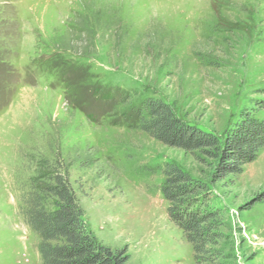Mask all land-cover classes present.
I'll use <instances>...</instances> for the list:
<instances>
[{
  "label": "rangeland",
  "instance_id": "obj_1",
  "mask_svg": "<svg viewBox=\"0 0 264 264\" xmlns=\"http://www.w3.org/2000/svg\"><path fill=\"white\" fill-rule=\"evenodd\" d=\"M263 91L264 0H0V264H40L20 199L46 166L67 173L94 238L126 264H264V149L216 177L135 114L159 99L221 138ZM166 164L221 213L197 259L167 214Z\"/></svg>",
  "mask_w": 264,
  "mask_h": 264
},
{
  "label": "trees",
  "instance_id": "obj_2",
  "mask_svg": "<svg viewBox=\"0 0 264 264\" xmlns=\"http://www.w3.org/2000/svg\"><path fill=\"white\" fill-rule=\"evenodd\" d=\"M259 112H264V100L250 102L232 130L220 138L181 120L162 100L148 98L135 109L140 130L166 146L203 153L213 160L216 177L240 173L264 149V118L255 116ZM163 175L161 193L169 203V219L181 230L196 259L208 254L207 244L213 243L220 222L219 209L204 205L199 199L203 186L176 165L166 164ZM39 179L21 197L20 214L38 237L40 264H126L124 250H111L94 238L66 172L46 166Z\"/></svg>",
  "mask_w": 264,
  "mask_h": 264
}]
</instances>
